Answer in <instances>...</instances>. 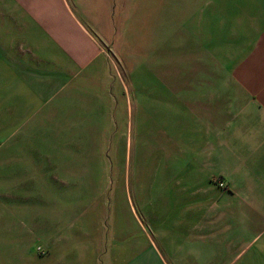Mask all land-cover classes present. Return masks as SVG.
<instances>
[{
  "label": "crops",
  "instance_id": "crops-1",
  "mask_svg": "<svg viewBox=\"0 0 264 264\" xmlns=\"http://www.w3.org/2000/svg\"><path fill=\"white\" fill-rule=\"evenodd\" d=\"M136 10L138 26L130 29V0H0V151L17 145H106L118 97L127 116L136 108L159 124L165 107L169 131L158 123L155 129L158 135L160 129L169 132L168 174L184 187L179 190L185 195L184 240L167 252L122 250L114 263L264 264V0H169L166 6L136 0ZM156 12L169 19L186 16V39L188 31L200 34L203 25L208 30L206 43L197 37L193 44V33L189 36V51L199 57L169 60L167 68L161 61L162 75L154 55L153 63L141 64L144 55L137 51L146 39L145 18ZM160 30L147 37L151 50L162 39ZM174 30L168 28V35ZM183 45L174 42L175 52ZM127 66L141 76L135 80L168 82L167 93L141 90L132 102L122 84L130 80ZM214 81L216 89L209 90ZM156 135L153 148L162 153ZM79 159L94 160L86 155L73 161ZM61 161L66 159L40 152H0V194L16 188L15 179H30L24 193L39 201H26L24 210L35 205L42 210L41 220L26 219L21 227L17 205L9 204L4 229L0 217V242L36 235L47 253L42 264H86L88 257L100 264L102 252L90 246L79 259L74 222L64 225L66 206L53 197L90 175L59 165L64 171L52 172L48 163ZM1 163L9 168L2 170ZM52 176L69 180L50 183ZM2 177L12 184L2 186ZM212 177L228 188L214 186Z\"/></svg>",
  "mask_w": 264,
  "mask_h": 264
},
{
  "label": "rangeland",
  "instance_id": "rangeland-1",
  "mask_svg": "<svg viewBox=\"0 0 264 264\" xmlns=\"http://www.w3.org/2000/svg\"><path fill=\"white\" fill-rule=\"evenodd\" d=\"M167 2L169 0H161L162 6H166ZM155 15V18L146 16L144 21L143 28L146 39L144 43L138 44L139 50H137L140 55H144L140 60L141 64L153 63L152 55H154L160 63L157 64V67H159V74L162 75L161 61L167 68V61L169 60L177 62L187 60L194 55L199 57L195 53L192 56V52L189 51L191 48L189 36L193 33V44H197V37L202 38L203 43H206L208 38L206 25H203L204 29L200 34L197 30H193L192 33L188 31L186 39L183 30L186 16L169 19L166 15L161 16L159 14L158 17L157 12ZM153 19L154 23H152ZM127 22L130 29L138 26L136 0H130ZM170 27L175 30L169 36L168 28ZM154 28L157 31L162 29L159 35L162 39L159 44L165 43V45L159 47V44H156L155 48L152 49L154 50L153 53L150 47L152 44L147 40L151 37H147L153 32ZM174 42L187 43V45L182 46L180 49L182 51L175 52ZM127 50L133 51L132 46ZM201 53L204 52L201 51ZM131 64L137 66V61H132ZM126 68L128 72L126 71L125 76L130 80L122 84L129 91L132 102L137 101L136 95L141 90H161V92L167 93L169 89L168 82L157 83L152 80H135V78L141 77L131 74L132 72L136 73L135 67L132 72L129 71L132 68L131 66L124 67V69ZM122 76L125 77L123 74ZM143 77L147 78L148 76L144 75ZM216 86V81L209 82L208 89H216ZM117 88L118 83L116 82L113 84V92H116ZM115 103L113 129L108 131L112 139L104 140L106 145H59L34 146L31 148L17 145L15 147L2 146L0 151L2 154H39L40 152L51 156L56 155L60 159H66V161L48 163L50 168L53 167L52 172L54 170L64 171L56 168L55 165H59L64 169L71 170L72 167H75L77 171L85 172V174L89 173L90 177L81 178L80 186H74L70 183L67 187L63 186L66 189L68 188L66 192L69 191V193L53 195V197L56 199L55 202H61L66 206L63 219L64 225L74 222L75 235L76 237L79 236L75 245L77 253L80 254L79 259L83 260L87 257L86 247L90 246L91 250L99 249L102 252L100 264H111V262L115 264V261H120L117 256L122 250L130 253V255L138 251H149L151 249L161 252L170 251L174 247H179L185 234V205L183 204L185 195L179 191L184 187L178 184V179L172 174H168L171 173L169 171L170 162L168 161L169 152H172L173 148L168 150L170 124L167 108L161 109L162 117L159 124L157 121L152 122V115L140 113L134 107V111L127 116L120 97L117 98V101L115 100ZM157 123L160 128L164 126L168 131L160 129L161 136L158 135V130L155 129ZM154 132L157 134L156 142L159 136L162 153L165 150V154L157 149L154 150ZM86 155H91L94 160L79 159L73 161L74 157L78 159ZM1 164L2 170L9 168L4 165L7 163ZM36 164L40 165L41 163L34 162V165ZM53 176H56V174ZM56 179L60 181L69 180L53 177V179H50V183H55L54 180ZM218 179L220 178L212 177L210 180L214 186L222 190L227 189L228 183L222 179L227 185L222 188L218 184ZM15 180L17 183L16 188L4 191L6 194H0L2 229L5 228L4 224H6V218L10 211L9 204L12 205L11 207L17 205L15 211L16 215L22 219L19 220L21 227L24 223H27L26 219L41 220L42 210L40 205L33 206L31 210H24L26 201L29 200L32 203L39 201L38 195L29 194L27 197L24 193V188L29 187L28 184H25L26 180L30 179L17 178ZM8 181L11 182L12 179H3L2 177L1 185H5L4 183ZM61 186L59 187L61 188ZM21 206H23L22 210H19ZM55 213H60V210H55ZM195 214V211H193V218H195ZM187 217L190 218V213H187ZM181 221V226L176 227L175 223ZM0 245V264H42V259L47 255L46 249L36 235L31 236L30 240L25 239L24 241L20 236L17 237V240L11 242L1 240ZM86 264H93L89 257Z\"/></svg>",
  "mask_w": 264,
  "mask_h": 264
},
{
  "label": "built area",
  "instance_id": "built-area-1",
  "mask_svg": "<svg viewBox=\"0 0 264 264\" xmlns=\"http://www.w3.org/2000/svg\"><path fill=\"white\" fill-rule=\"evenodd\" d=\"M218 184L220 187L225 188L227 185L222 179H218Z\"/></svg>",
  "mask_w": 264,
  "mask_h": 264
}]
</instances>
